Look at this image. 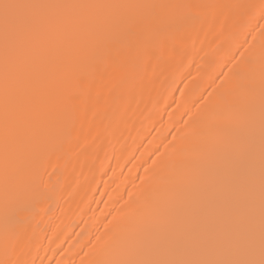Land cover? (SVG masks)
Returning <instances> with one entry per match:
<instances>
[{
	"label": "bare ground",
	"instance_id": "6f19581e",
	"mask_svg": "<svg viewBox=\"0 0 264 264\" xmlns=\"http://www.w3.org/2000/svg\"><path fill=\"white\" fill-rule=\"evenodd\" d=\"M0 264H264V0H0Z\"/></svg>",
	"mask_w": 264,
	"mask_h": 264
}]
</instances>
